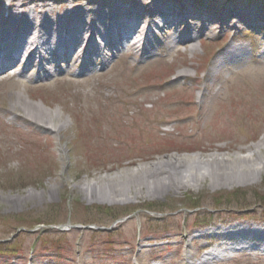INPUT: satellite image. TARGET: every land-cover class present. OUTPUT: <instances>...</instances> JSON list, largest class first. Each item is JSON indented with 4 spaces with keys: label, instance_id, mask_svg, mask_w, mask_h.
<instances>
[{
    "label": "rangeland",
    "instance_id": "rangeland-1",
    "mask_svg": "<svg viewBox=\"0 0 264 264\" xmlns=\"http://www.w3.org/2000/svg\"><path fill=\"white\" fill-rule=\"evenodd\" d=\"M178 1L264 15V0ZM217 29L193 52L117 60L85 81H0V264H202L211 253L203 264H264L263 252L229 250L234 239L198 235L205 223L264 222V173L240 168L246 156L264 164L263 49L220 70L231 40ZM248 38L235 43L264 47V34ZM21 102L60 113L61 131L35 125Z\"/></svg>",
    "mask_w": 264,
    "mask_h": 264
},
{
    "label": "bare ground",
    "instance_id": "bare-ground-1",
    "mask_svg": "<svg viewBox=\"0 0 264 264\" xmlns=\"http://www.w3.org/2000/svg\"><path fill=\"white\" fill-rule=\"evenodd\" d=\"M3 1L0 0V59L3 48L10 50L9 55L12 56L14 66L22 71L31 61L30 59L43 51L50 65V68H46L45 75H53L57 71L68 72L79 61H85L83 56L88 58L91 55L99 56L97 60L102 59V61L98 63L90 61L86 68L84 64L76 70L77 75L90 74L101 64L110 63L123 48L127 54L135 50L142 51L145 45L140 43V39L143 37L152 41L155 35L161 32L162 27L173 28L181 36V42L194 43L192 52L198 47L197 36L205 35L208 28L217 29L219 26L220 29L230 31L232 28L237 29L239 23L249 28L260 25L264 27L263 17L258 18L255 14H247L239 7L230 6L213 13L206 6L204 8L178 0H32L29 2L8 0L7 7L4 6ZM245 10L251 11L250 8ZM6 12L9 14L7 18L4 17ZM130 17L137 21V26L129 22ZM121 18L127 20L120 23ZM190 20H196L197 24L201 23V26H189L187 21ZM123 31L130 37L123 36L121 34ZM185 31H188L187 35ZM145 32L150 33V39ZM20 39H22L21 53L16 52ZM174 45L175 43H172L171 47ZM154 50L155 47L144 50L142 57L154 55ZM236 51L235 47H229L224 54L225 58L228 59ZM60 52L62 56L69 58L64 69L60 68V63L64 62L58 58ZM100 53H103L104 57ZM1 65L0 60L2 70ZM36 66V61L31 63L32 69ZM41 69L43 70V66ZM24 73L25 78L27 73ZM17 103L14 110L19 106ZM20 107L25 117H29L36 124H42L45 130L58 134L64 126L60 123V113L43 112L30 103H22ZM244 162L247 164L242 165L241 169L245 167V169H252L255 173L256 171L259 174L264 173L263 162L255 163L252 156H246ZM215 171L220 176L226 172L225 169ZM228 225L226 227L220 225L212 228L208 233L198 235L199 237L211 235L234 239L235 243L229 247V250L253 249L264 252V226L247 227L239 224L234 226L231 223ZM211 255L213 253L207 254L206 259L201 260V263L215 260L216 257ZM188 256L189 254H186V258H190Z\"/></svg>",
    "mask_w": 264,
    "mask_h": 264
},
{
    "label": "trees",
    "instance_id": "trees-1",
    "mask_svg": "<svg viewBox=\"0 0 264 264\" xmlns=\"http://www.w3.org/2000/svg\"><path fill=\"white\" fill-rule=\"evenodd\" d=\"M264 204V203H263Z\"/></svg>",
    "mask_w": 264,
    "mask_h": 264
}]
</instances>
